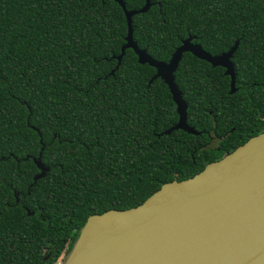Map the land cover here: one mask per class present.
<instances>
[{
    "label": "trees",
    "instance_id": "obj_1",
    "mask_svg": "<svg viewBox=\"0 0 264 264\" xmlns=\"http://www.w3.org/2000/svg\"><path fill=\"white\" fill-rule=\"evenodd\" d=\"M131 25L162 62L189 36L211 55L238 41L233 93L190 52L174 72L199 134H165L178 120L167 85L132 48L118 61V2L0 0V264H56L90 215L137 206L264 131V0H150Z\"/></svg>",
    "mask_w": 264,
    "mask_h": 264
},
{
    "label": "water",
    "instance_id": "obj_2",
    "mask_svg": "<svg viewBox=\"0 0 264 264\" xmlns=\"http://www.w3.org/2000/svg\"><path fill=\"white\" fill-rule=\"evenodd\" d=\"M115 1L127 20L118 61L126 48H132L139 63L155 68L150 82L161 78L167 85L178 120L165 134L177 129L199 134L187 122V102L174 72L183 53L190 52L223 67L233 93L230 59L238 41L211 55L189 36L167 62L158 61L132 38V16L146 12L150 0L133 10L123 0ZM36 163L44 169L39 160ZM63 264H264V131L192 177L162 184L137 206L90 215Z\"/></svg>",
    "mask_w": 264,
    "mask_h": 264
},
{
    "label": "rangeland",
    "instance_id": "obj_3",
    "mask_svg": "<svg viewBox=\"0 0 264 264\" xmlns=\"http://www.w3.org/2000/svg\"><path fill=\"white\" fill-rule=\"evenodd\" d=\"M69 255V254H68ZM68 255H67V257H68ZM66 256H65V254L62 256H60L59 258H58V262L59 263H61V264H63L64 263V261L67 259V257L65 258ZM56 263H57V261H56Z\"/></svg>",
    "mask_w": 264,
    "mask_h": 264
},
{
    "label": "built area",
    "instance_id": "obj_4",
    "mask_svg": "<svg viewBox=\"0 0 264 264\" xmlns=\"http://www.w3.org/2000/svg\"><path fill=\"white\" fill-rule=\"evenodd\" d=\"M56 264H61V263L57 262Z\"/></svg>",
    "mask_w": 264,
    "mask_h": 264
},
{
    "label": "flooded vegetation",
    "instance_id": "obj_5",
    "mask_svg": "<svg viewBox=\"0 0 264 264\" xmlns=\"http://www.w3.org/2000/svg\"><path fill=\"white\" fill-rule=\"evenodd\" d=\"M47 257H48V256H47ZM47 257H46V258H47Z\"/></svg>",
    "mask_w": 264,
    "mask_h": 264
}]
</instances>
